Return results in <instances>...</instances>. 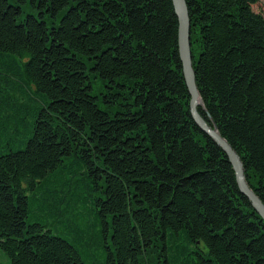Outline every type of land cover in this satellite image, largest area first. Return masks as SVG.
<instances>
[{"label":"trees","instance_id":"trees-1","mask_svg":"<svg viewBox=\"0 0 264 264\" xmlns=\"http://www.w3.org/2000/svg\"><path fill=\"white\" fill-rule=\"evenodd\" d=\"M187 2L200 111L264 202L260 0ZM0 243V264H264L173 0H0Z\"/></svg>","mask_w":264,"mask_h":264},{"label":"water","instance_id":"water-1","mask_svg":"<svg viewBox=\"0 0 264 264\" xmlns=\"http://www.w3.org/2000/svg\"><path fill=\"white\" fill-rule=\"evenodd\" d=\"M173 3L179 19V52L183 73L190 92V109L192 115L201 129L213 138V140L226 152L235 169L240 190L249 198L253 207L264 218V202L249 184L245 164L240 154L221 134L210 113L207 112V117H205L199 109V107L202 106L206 110L204 100L198 87L193 63L190 10L187 0H173Z\"/></svg>","mask_w":264,"mask_h":264},{"label":"rangeland","instance_id":"rangeland-1","mask_svg":"<svg viewBox=\"0 0 264 264\" xmlns=\"http://www.w3.org/2000/svg\"><path fill=\"white\" fill-rule=\"evenodd\" d=\"M256 10L261 11L264 13V0H260V2L255 6ZM70 238H73L72 236H69ZM0 262L4 263H10L11 262V256L8 254L7 251L3 249L0 243Z\"/></svg>","mask_w":264,"mask_h":264},{"label":"bare ground","instance_id":"bare-ground-1","mask_svg":"<svg viewBox=\"0 0 264 264\" xmlns=\"http://www.w3.org/2000/svg\"><path fill=\"white\" fill-rule=\"evenodd\" d=\"M201 108H203L202 106H200ZM200 107H199V109H200Z\"/></svg>","mask_w":264,"mask_h":264}]
</instances>
